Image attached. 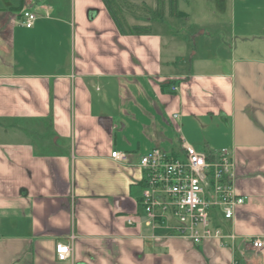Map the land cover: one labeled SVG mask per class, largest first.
Instances as JSON below:
<instances>
[{
	"label": "crops",
	"instance_id": "crops-1",
	"mask_svg": "<svg viewBox=\"0 0 264 264\" xmlns=\"http://www.w3.org/2000/svg\"><path fill=\"white\" fill-rule=\"evenodd\" d=\"M252 1L246 30L232 9L228 36L243 39L223 66L196 49L185 11L127 18L151 33L125 34L102 0H0V264H264V0ZM184 142L231 153L247 201L218 217L223 239L145 223L139 158Z\"/></svg>",
	"mask_w": 264,
	"mask_h": 264
},
{
	"label": "built area",
	"instance_id": "built-area-1",
	"mask_svg": "<svg viewBox=\"0 0 264 264\" xmlns=\"http://www.w3.org/2000/svg\"><path fill=\"white\" fill-rule=\"evenodd\" d=\"M37 18L33 8L24 9L20 23L33 28ZM112 157L129 162L125 152L114 150ZM138 166L143 173L141 204L147 217L146 225L165 227L169 236L195 245L208 238H225L217 223L218 217L233 219L238 207L247 201L246 196L235 191L234 161L227 148L205 152L184 142L183 154L175 155L155 147L140 156ZM229 237L233 242L235 234ZM253 245L261 247L263 243L255 239ZM56 252L58 260H67L71 244L58 242ZM233 264L238 261L234 260Z\"/></svg>",
	"mask_w": 264,
	"mask_h": 264
},
{
	"label": "rangeland",
	"instance_id": "rangeland-1",
	"mask_svg": "<svg viewBox=\"0 0 264 264\" xmlns=\"http://www.w3.org/2000/svg\"><path fill=\"white\" fill-rule=\"evenodd\" d=\"M178 6L181 11L188 13V20H186L189 26V33H198L197 46L199 53L205 58H218L221 59L223 66L227 64V57L230 55L232 46L236 42L239 46L242 43L243 36L238 34L237 40L229 37V30H232V18L231 12L233 7L238 9L237 17V29L240 31L250 28L252 23L249 12H253L252 6L254 5L252 0L248 2H240L237 0H178ZM140 4V1H133V3ZM155 0H147L145 5L150 9L154 7ZM245 11V8L248 7ZM151 11V10H150ZM134 14L126 13L128 19L134 18ZM181 23L180 19L174 20V22ZM247 22L248 27H246ZM241 23V25H240ZM250 23V24H249ZM173 24H169L170 31L173 29ZM204 32V33H203ZM193 43L192 40H189ZM152 149V148H151ZM149 149V150H151ZM163 151L171 152L169 148L162 147ZM181 154L183 149L177 148Z\"/></svg>",
	"mask_w": 264,
	"mask_h": 264
},
{
	"label": "trees",
	"instance_id": "trees-1",
	"mask_svg": "<svg viewBox=\"0 0 264 264\" xmlns=\"http://www.w3.org/2000/svg\"><path fill=\"white\" fill-rule=\"evenodd\" d=\"M119 31L125 34H150V25H130L126 13H132L144 18H163L180 14L178 0H155V9L145 5L147 0H102ZM133 1H140L136 4Z\"/></svg>",
	"mask_w": 264,
	"mask_h": 264
}]
</instances>
